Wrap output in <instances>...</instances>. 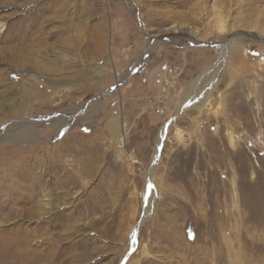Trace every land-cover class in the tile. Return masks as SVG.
Here are the masks:
<instances>
[{
  "label": "rangeland",
  "instance_id": "374dc122",
  "mask_svg": "<svg viewBox=\"0 0 264 264\" xmlns=\"http://www.w3.org/2000/svg\"><path fill=\"white\" fill-rule=\"evenodd\" d=\"M248 34L264 37V0H0V135L35 136L0 143V264H121L133 237L127 264H264V42ZM240 36L206 105L177 116Z\"/></svg>",
  "mask_w": 264,
  "mask_h": 264
},
{
  "label": "bare ground",
  "instance_id": "6f19581e",
  "mask_svg": "<svg viewBox=\"0 0 264 264\" xmlns=\"http://www.w3.org/2000/svg\"><path fill=\"white\" fill-rule=\"evenodd\" d=\"M218 20H220L218 23L219 28H220V30H223L224 29V20H222L220 18H218ZM248 36L250 38H253V39L254 38L260 39L261 41L264 42V37H262L263 35H256V34L250 35V34H248ZM247 39L248 38L246 36H240V37H237L236 39H233L229 42H226V43L224 42V44L222 42L219 45L220 47L218 48L219 49L218 54L220 56V64L218 65V67L214 68L210 72L202 75L190 88H188L187 94L184 96V98L181 101V107H180V110L178 111L177 116H179L184 111H186L192 104L195 105V108H198V109H202L206 105L208 98L210 97V95L212 94V92L215 89L216 84H218V82L220 80V75H221V71H222V65H221L222 62L224 61V59H226L228 57V54L231 51H233L237 48L243 47L245 44V41H247ZM118 82H119V84H118L117 88L121 89V87L123 86L124 80H122V78H120L118 80ZM100 103L97 105L90 104V106L85 110V112H90V111L96 110V108L98 107V105H100ZM75 112H77V111H75ZM75 112H73V113H75ZM175 120H176L175 118H172V120L169 121V123L161 129V131L159 133L158 142H157V151H156L155 160L158 159V156H159L160 151L162 149V146L164 144L166 134H167L169 128L172 125H174ZM57 123H58V120L55 122V124L57 125ZM107 129L114 134L113 136L117 137V139L119 140L120 143L122 142V138H119L122 133L121 134L118 133L119 132L118 131L119 130L118 122H116V123H115V121L109 122L107 125ZM33 131H34V128L30 127V126L20 127L18 125H10L9 127H6L4 133L2 135H0V143L1 144H7L8 142H11V140H15L16 142H22V141H27L28 139L30 140L31 138L34 139L35 136H33ZM151 179L152 178L149 175V185H148L149 188L147 191V193H148V200L147 201L148 202H147V206H145V209H144L142 223L150 216L151 207H152L153 203H155V197H156L155 192L156 191L153 189L154 183ZM140 225H138V226L132 225L129 228V232H132L133 236H135ZM136 243H137L136 238L133 237L131 244L128 246L127 253H125V255L122 258L123 261H121L122 262L121 264H127L128 263L127 260L131 257V255L136 250L135 249ZM50 253L51 252H47L45 254L50 255ZM145 254H147V253L145 252ZM233 256H234L233 253H231L230 257L232 259H233ZM35 259L36 258H34V260ZM21 261H24L23 255H20L18 258V262H21ZM30 263H31V261H30ZM35 263H37V262L35 261ZM136 264H139V262L137 261Z\"/></svg>",
  "mask_w": 264,
  "mask_h": 264
},
{
  "label": "built area",
  "instance_id": "2783aa9c",
  "mask_svg": "<svg viewBox=\"0 0 264 264\" xmlns=\"http://www.w3.org/2000/svg\"><path fill=\"white\" fill-rule=\"evenodd\" d=\"M166 86V85H165ZM163 92H165V87L163 88ZM151 103V102H150ZM155 107H152V109H154ZM159 112L161 113V114H163L164 113V110L162 109V107H159ZM131 154L132 155H136V151L135 150H132L131 151ZM139 159L138 158H136V159H133V157L131 158V164L132 165H137V164H139Z\"/></svg>",
  "mask_w": 264,
  "mask_h": 264
}]
</instances>
